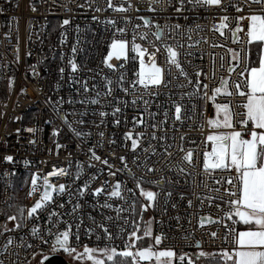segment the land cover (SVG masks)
Here are the masks:
<instances>
[{
  "label": "built area",
  "instance_id": "built-area-1",
  "mask_svg": "<svg viewBox=\"0 0 264 264\" xmlns=\"http://www.w3.org/2000/svg\"><path fill=\"white\" fill-rule=\"evenodd\" d=\"M111 3L113 7L108 6V0H0V264H37L42 255L51 254V237L44 230L51 228L55 233L68 225L73 233L70 244L77 251H83L84 245L103 247L105 243L123 249L129 233L137 231L143 237L141 230L150 224L151 245L155 246L154 237L159 235L161 243L155 247L173 250L177 257L197 250L234 251L228 229L239 231V226L225 215L230 211L225 200L231 199L225 196V188L231 190L227 179L234 173L219 169L205 172L203 152L206 147L210 150V144H205L207 135L216 131L207 124L215 117V103H229L237 113L235 119H242L239 113L243 109L238 105L243 98L236 95L234 84L241 81L238 74L244 68L245 50L250 48L245 35L247 21L240 22L243 31L236 43L232 31L237 16L260 13L264 5L222 0L219 6H197L184 0L177 12L179 0ZM121 5L128 10H114ZM236 7L242 11L237 12ZM225 16L228 27L221 35L216 29ZM141 17L151 23L145 26ZM66 19L67 25L63 24ZM157 25L163 40L153 35ZM118 28L125 32L119 33ZM145 33L147 38L141 39ZM114 38L128 41V59L113 57L110 63L114 68H108L103 59ZM134 38L147 49L146 62L155 60L162 67L160 86L148 90L133 87L134 72L139 68V58L132 59L136 56L131 50ZM163 44L178 52L187 77L167 62ZM230 49L239 53V62L232 59ZM69 60L76 63L75 72ZM197 72L201 73L199 91L193 87ZM109 80L111 95H105ZM222 80L229 81L227 87L233 94L221 93L214 102L208 100L205 92L211 96ZM94 98L99 102L91 103ZM176 104L181 106L180 120L175 118ZM115 108L120 111L113 115ZM101 111L106 115L101 117ZM30 128L35 131H26ZM236 129L240 130L239 124ZM128 132L132 139L143 133L135 150L131 139L125 138ZM90 149L99 160L91 159ZM189 150L193 152L191 164L183 159ZM6 155L13 161H4ZM77 162L82 165L78 177ZM54 165L68 168L66 175L49 177L56 186L64 184V192L53 193L39 219L26 220L15 229L16 222L6 217L15 214L16 206L30 207L39 198V191L32 197L27 195L31 174L47 175ZM117 181L122 198L109 195ZM137 181L144 190L158 193L155 201L148 202L140 195ZM97 188L102 189L99 194H95ZM76 205L79 207L73 211ZM49 212L58 214L51 223L47 222ZM5 226L15 230L8 231ZM34 226L48 244L31 234ZM105 228L114 237L110 242L104 240ZM9 238L13 242L5 249Z\"/></svg>",
  "mask_w": 264,
  "mask_h": 264
},
{
  "label": "snow or ice",
  "instance_id": "snow-or-ice-1",
  "mask_svg": "<svg viewBox=\"0 0 264 264\" xmlns=\"http://www.w3.org/2000/svg\"><path fill=\"white\" fill-rule=\"evenodd\" d=\"M180 7L176 8L177 12H180L184 0H179ZM222 0H188V3L197 6H219ZM249 5H264V0H245ZM108 6L113 7L111 0H108ZM131 8V4L128 5ZM33 10H35L33 8ZM115 11L126 12L128 9L123 5L114 8ZM150 11L155 9L150 8ZM236 11H242L241 7H236ZM95 19V17H93ZM144 21V25L148 26L151 21L147 17H141ZM228 17H222L219 27L216 29L223 35L222 29L227 28L228 24L226 21ZM247 21L246 25V43L251 46L254 43L258 47L259 51L257 54V60L252 61L248 55L250 48L245 50V55L243 57L244 68L239 72V77L243 82L244 87H241V81H237L234 84L236 95L243 98L242 103L238 107L242 108L243 111L239 113L242 119L236 120L235 117L237 113L232 111L229 103H215V117L209 118L207 124L209 128L215 129L216 131L210 132L205 140V144H210V150L206 149L203 152V170L205 172L212 170L229 171L234 173L230 175L227 179V183L231 185V190L225 188V196L230 197V200H225V203L230 205V211L226 212L225 215L232 220V224H240L245 226L242 230L237 231L233 227H229L228 234L232 237V242L234 244V251L229 253L224 250L221 253H204L200 252L199 256H209L211 255L213 261H216V257L219 256L220 261L216 264H264V8L261 9L260 13L253 12L248 16H237L236 17V28L232 31L234 37L233 43L238 42V33L243 31L241 27V21ZM69 21L66 19L63 24L67 25ZM108 24L114 25V21L108 20ZM176 29L181 26L177 24ZM117 31L121 34L125 32L124 28H118ZM156 40H163V31L157 25L156 32L153 33ZM147 34H142L141 39H146ZM182 46V45H181ZM167 51V62L174 65L181 76L187 77V73L184 71L178 60V52L170 45L163 44ZM131 50L136 53V56L132 57L133 60L139 58V68L134 72L136 79L132 81L133 87L140 85L145 90H148L150 86H160L163 81V69L158 66L155 60L150 63L146 62L145 55L147 49L141 47V45L135 43V38L133 39ZM156 51H159L157 48ZM75 52V48H73ZM229 52L232 55V59L237 62L240 61L241 57L239 53L232 51ZM115 57L117 60L121 58L128 59V41L125 39H112L109 45V50L107 56L104 57L103 63L108 68H114V65L110 63L111 59ZM223 59V58H221ZM69 64L73 72L77 70V65L72 60H69ZM35 66H33L34 68ZM63 73L64 69H60ZM229 71H232L230 68ZM169 74H171L169 72ZM201 75L200 72L196 73L197 80L193 85L196 91L200 89V81L198 77ZM123 74L120 76V82L123 83ZM108 91L105 95H111V81L108 82ZM229 81L222 80L221 86L213 90L211 96H205L210 101H215L218 94H225L231 96L233 93L228 90ZM12 81L9 80V85L11 86ZM205 89L207 85L203 86ZM85 86V91H87ZM125 92L127 89H123ZM100 93H97L99 96ZM99 101L97 99H92L91 103L96 104ZM127 102H125L126 104ZM133 104L136 103L135 99L132 101ZM148 102L145 101V104ZM120 111L119 108L113 109V115ZM175 118L177 120L181 119V106L179 104L175 105ZM106 113L101 111L100 116H105ZM62 120L67 123V118L62 116ZM136 119L135 117L133 118ZM116 123H119L117 120ZM143 123V121H139ZM236 124L240 125V130L236 129ZM250 125V127H249ZM71 127V125H69ZM155 127V125H153ZM223 129V131H221ZM20 130L17 129V132ZM28 132H34L35 129H26ZM75 131V130H73ZM77 136L81 133L76 132ZM56 135V132H53ZM101 136L103 133L100 134ZM132 133L128 132L125 134L126 139H131V147L135 150L138 146L139 137L143 136V133H136L137 139H132ZM155 139V136H153ZM57 149L61 146L57 144ZM90 151H92L90 149ZM193 152L189 150L184 156V160L189 164L192 163ZM4 161L12 162L13 157L11 155H6L3 157ZM91 159L99 160L100 157L96 156L95 152L92 151ZM123 161L124 157H120ZM27 163V162H26ZM107 163V161H103ZM71 162H69V167ZM77 177L79 176V171L82 165L77 162ZM126 167V165H125ZM148 171H153L149 168ZM183 171V169H181ZM68 174V168L56 167L52 168V171L48 172L47 175H38L37 173L31 174V187L28 191V196L32 197L35 193L39 191V198L35 200L34 204L30 207L16 206L15 214L8 215L6 218L9 221H15V229H19L24 225L26 220H37L39 219V212H43L46 209V205L50 203L53 199L54 192H64L65 185L60 184L58 186L54 185L49 177L57 175ZM109 175H115V173L110 172ZM107 183V181H105ZM156 183V182H153ZM87 187V185H85ZM136 187L140 188V195L145 197L148 202H153L156 200L158 193L144 190L140 187V182H136ZM42 189V191H40ZM102 191L101 188L95 189V194H99ZM131 191V189H129ZM218 191V189H217ZM111 197L122 198L121 196V183L119 181L113 186V191L109 193ZM168 195H171L169 193ZM219 199H224V196L219 197ZM191 205V201H189ZM109 206L110 205H106ZM12 207V205H9ZM63 207V205H61ZM76 205L73 211L78 208ZM133 209L135 207V202L132 205ZM55 212L48 213V223H51L52 218L57 216ZM203 223V220H202ZM56 225H53L55 227ZM79 225H77V228ZM6 228V226H5ZM15 229H7L8 231H13ZM45 234L51 237V254L57 252H63L67 255L73 256V259L83 261L84 264H175L176 253L170 249H158L155 246L160 245L161 236L157 235L154 237L155 246L149 245L147 247H141L133 251L136 247V242L141 239L137 235V231H132L128 234V241H125L123 249H118V246L110 245L105 243L103 247H89L88 245L83 246V251H77V249L70 244V236L73 235L71 232V225L63 231L52 232L51 228L44 230ZM123 231V230H122ZM91 232V230H89ZM31 234L34 237L40 239L41 243L48 244L49 241L40 235V229L38 227H32ZM104 240L112 241L114 239L113 235L108 232L107 228L104 229ZM144 237H151L152 232L150 226L146 225L143 233ZM215 236V233L212 234ZM22 239V238H21ZM101 238L97 236L99 241ZM227 239V237H226ZM76 240L79 241V235L76 234ZM13 241L11 238L8 239L5 249H7L8 244ZM32 247L31 244L27 245ZM199 247V245H197ZM185 257L181 255L179 257L180 264H183ZM49 260L48 255H42L40 264H44L45 261ZM188 264H193L192 260H188Z\"/></svg>",
  "mask_w": 264,
  "mask_h": 264
},
{
  "label": "rangeland",
  "instance_id": "rangeland-1",
  "mask_svg": "<svg viewBox=\"0 0 264 264\" xmlns=\"http://www.w3.org/2000/svg\"><path fill=\"white\" fill-rule=\"evenodd\" d=\"M149 226L151 228V224ZM149 245H151L150 237H144L143 236V237H141V239L139 241L136 242V247L134 249H132V250L135 251L138 248L147 247ZM197 251H195V252H197L198 254L201 252L200 250H197ZM195 252L193 254L196 255L195 256L196 258H192L193 257L192 255H188V256H186V259L187 260L191 259L194 262L197 261L198 263H204L205 260L207 259V257L211 256V255H209V256H199L198 254H195ZM202 252L208 253V254H212L211 251H202ZM179 257L180 256L177 257V255H176L175 264H177V261H176L177 259H178V262H180ZM81 262H83V261H81Z\"/></svg>",
  "mask_w": 264,
  "mask_h": 264
},
{
  "label": "trees",
  "instance_id": "trees-1",
  "mask_svg": "<svg viewBox=\"0 0 264 264\" xmlns=\"http://www.w3.org/2000/svg\"><path fill=\"white\" fill-rule=\"evenodd\" d=\"M239 226V225H238ZM144 229H145V227L141 230V233L144 231ZM80 252H82V251H80ZM212 253H221L220 251H211ZM63 256L68 260V261H70L71 263H73V264H84V262H81V261H78V260H75V259H73V256H70V255H66V254H63ZM40 261H41V259H39V262L37 263V264H40ZM220 261V258H219V256H217L216 257V261H213V258H212V256H209V257H207V259L205 260V262L204 263H198L197 261H193V264H216V262H219ZM177 264H180V262H178ZM183 264H188V260L186 259V257H185V259H184V262H183ZM220 264H222V262H220Z\"/></svg>",
  "mask_w": 264,
  "mask_h": 264
},
{
  "label": "water",
  "instance_id": "water-1",
  "mask_svg": "<svg viewBox=\"0 0 264 264\" xmlns=\"http://www.w3.org/2000/svg\"><path fill=\"white\" fill-rule=\"evenodd\" d=\"M48 256L49 260L45 261L44 264H73L61 254H50Z\"/></svg>",
  "mask_w": 264,
  "mask_h": 264
},
{
  "label": "crops",
  "instance_id": "crops-1",
  "mask_svg": "<svg viewBox=\"0 0 264 264\" xmlns=\"http://www.w3.org/2000/svg\"><path fill=\"white\" fill-rule=\"evenodd\" d=\"M258 51H259V49H258V47L256 46L255 43L250 46V59L252 61H256L257 60ZM233 218L235 219V217H233ZM238 225H239V230H242L245 227V226L240 225V224H238ZM197 252H195V254H198ZM191 255L193 256L192 258H196L195 257L196 255H194L193 253ZM192 262H193V260H192Z\"/></svg>",
  "mask_w": 264,
  "mask_h": 264
}]
</instances>
